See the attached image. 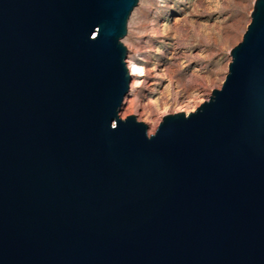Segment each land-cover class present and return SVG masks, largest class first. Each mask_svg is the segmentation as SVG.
I'll return each instance as SVG.
<instances>
[{
  "label": "water",
  "instance_id": "95a60500",
  "mask_svg": "<svg viewBox=\"0 0 264 264\" xmlns=\"http://www.w3.org/2000/svg\"><path fill=\"white\" fill-rule=\"evenodd\" d=\"M140 0H0V264H264V0L222 88L122 118Z\"/></svg>",
  "mask_w": 264,
  "mask_h": 264
},
{
  "label": "rangeland",
  "instance_id": "374dc122",
  "mask_svg": "<svg viewBox=\"0 0 264 264\" xmlns=\"http://www.w3.org/2000/svg\"><path fill=\"white\" fill-rule=\"evenodd\" d=\"M256 0H140L123 38L132 76L120 115L155 134L166 113H190L220 89L231 50L252 21ZM129 66V63H128Z\"/></svg>",
  "mask_w": 264,
  "mask_h": 264
},
{
  "label": "bare ground",
  "instance_id": "6f19581e",
  "mask_svg": "<svg viewBox=\"0 0 264 264\" xmlns=\"http://www.w3.org/2000/svg\"><path fill=\"white\" fill-rule=\"evenodd\" d=\"M129 63V69L131 76H138L141 75V67L137 63H132L131 60L127 61Z\"/></svg>",
  "mask_w": 264,
  "mask_h": 264
}]
</instances>
